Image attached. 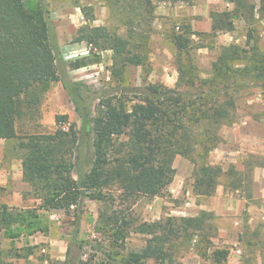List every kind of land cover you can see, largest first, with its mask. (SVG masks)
Listing matches in <instances>:
<instances>
[{"label": "trees", "instance_id": "1", "mask_svg": "<svg viewBox=\"0 0 264 264\" xmlns=\"http://www.w3.org/2000/svg\"><path fill=\"white\" fill-rule=\"evenodd\" d=\"M44 1L40 0L33 11L24 0H0V139L24 140L23 180L40 199L31 208L1 203L0 230L11 225L39 228L40 212L61 210L72 216L74 229L65 257L49 260V264H179L167 248L174 240L188 241L193 236L202 258L226 260L227 249L215 248L210 254L206 251L209 239L203 229L208 211L134 222L122 209L109 211L105 206L95 228L104 233L107 244L97 243L104 256L95 261V255L83 257L85 242L78 238L80 212L86 199L105 201L102 190L110 186H115L126 203L139 196L162 194L173 180L176 155L194 166L193 193L203 198L215 194L220 176L227 171L208 163L207 158L222 141L220 126L236 121L234 94L246 78L264 93V44L259 42L254 4L229 0L232 9L211 12L208 36L231 31L236 16L248 27L244 45L232 42L221 46L207 76L199 74L192 56L194 47L204 46L192 44L190 36L195 31L185 25L182 32L174 33L178 75L174 86L169 87L147 80L149 34L145 25L153 18L157 2L191 0H116L123 9L119 25L125 28L124 33L118 31L119 25L81 26L75 40L85 42L89 54L70 61L61 77L57 64L64 60ZM78 7L87 21L93 20L91 7ZM103 50L111 51L107 88L97 91L69 76L67 69L101 62ZM131 66L142 69L138 86L129 84L126 71ZM56 80L67 91L80 126L69 122L67 114H56L52 132L18 134L17 118L24 109L37 112L43 85ZM121 136L126 140H119ZM130 228L150 238L139 251L125 253Z\"/></svg>", "mask_w": 264, "mask_h": 264}, {"label": "rangeland", "instance_id": "2", "mask_svg": "<svg viewBox=\"0 0 264 264\" xmlns=\"http://www.w3.org/2000/svg\"><path fill=\"white\" fill-rule=\"evenodd\" d=\"M254 4V19L258 30L259 42L264 44V0H249ZM29 10L36 11L40 0H24ZM48 4L50 20L54 26L61 52L67 53L71 46L87 47L83 41H76L78 29L86 25L120 24L123 9L116 0H45ZM168 5V9L165 7ZM179 5L183 7L180 8ZM75 6H89L93 20L87 21ZM79 8V7H78ZM233 3L229 0H191L175 3L157 2L153 8V18L147 22L148 62L150 82H162L173 87L177 78L175 49L172 42L174 33L182 32L183 26L189 25L195 31L190 36L194 47L192 56L201 76L211 72V63L216 58L221 46L229 43L244 45L247 22L241 17L233 19L231 31L211 32V12L230 10ZM56 10V12H55ZM73 10V15L69 12ZM80 10V9H79ZM175 13H178L175 14ZM180 13H183L180 15ZM76 14V15H75ZM124 27L118 26L123 34ZM99 53L96 48L92 49ZM89 54V51H88ZM101 62L88 64L77 69H67L71 78L86 82L91 88H107L109 81L108 67L111 65V51L100 52ZM70 61L58 63L59 77L65 72ZM129 84L138 86L142 69L128 67ZM61 82L60 80H58ZM113 91V90H112ZM119 92V91H118ZM236 96V121L231 125H221L218 133L222 141L210 151L207 162L220 165L227 174L220 176L219 192L207 197H198L193 193V164L185 157L176 155L173 160L175 174L167 190L154 197L139 196L133 203L122 202L115 186L102 190L103 199H86L80 212L78 238L85 242L83 257L95 255L99 261L104 255L97 250V243L107 244L103 232L96 230V221L104 207L126 212L134 222L165 220L168 216H194L202 210L201 205L213 207L204 217V234L209 239L206 251L227 249V259L215 262L212 258H202L195 244L196 236L188 241L174 240L167 248L173 259L179 264H262L264 261V93L261 87L249 78L234 94ZM38 111L23 110L16 120L18 134L30 132H52L56 124L41 126V118L49 117V104L43 106L45 95L43 88ZM71 102V101H70ZM68 110L69 122L80 126V120L72 103ZM61 114V113H59ZM119 140H126L121 136ZM24 140L8 142V147H19V153L25 151ZM15 151V150H14ZM13 151V152H14ZM16 152V151H15ZM225 185V187H223ZM3 190V189H2ZM0 191V197L8 192ZM106 209V210H107ZM40 227L11 225L6 228V238L13 239V245L0 248V264H49V260L63 259L71 234L74 229L72 216L61 210L40 212ZM103 225L100 223L99 226ZM132 224L131 228L133 227ZM129 230L124 244V252L139 251L145 246L150 235ZM168 229V228H167ZM104 239V240H103ZM204 246V245H203ZM97 263V262H96ZM151 264H154L150 261Z\"/></svg>", "mask_w": 264, "mask_h": 264}, {"label": "crops", "instance_id": "3", "mask_svg": "<svg viewBox=\"0 0 264 264\" xmlns=\"http://www.w3.org/2000/svg\"><path fill=\"white\" fill-rule=\"evenodd\" d=\"M165 7L168 9V5ZM179 7L182 8L183 6L179 5ZM75 9H78L80 12L78 7L75 6ZM69 14L73 15V10H71ZM175 14L178 15V13ZM182 14L183 13H180V15ZM50 15H52V13H50ZM88 51L87 47L78 48L71 46V49H69L67 53L62 52V57L64 61H72L76 58L88 55ZM43 93L45 95L43 106L45 107L49 104V111H51V115L49 114V117L41 118L38 124L50 127L53 124L55 125L56 114H69L68 110L71 106V102L67 91L58 80L45 83L43 85ZM15 139L17 140L18 138L10 140ZM10 140L0 139V191L3 189L5 193L8 192V194L0 197V204L5 203L8 206L18 208L35 207L40 203V199L34 196L31 186L23 180L22 157L24 155V151L19 153L18 146H16L15 149L12 147L7 148V144ZM217 192H219V189H217L216 193ZM201 208L202 210H211L213 207L201 205ZM7 236L6 229H1L0 248L13 245V239L6 238Z\"/></svg>", "mask_w": 264, "mask_h": 264}]
</instances>
